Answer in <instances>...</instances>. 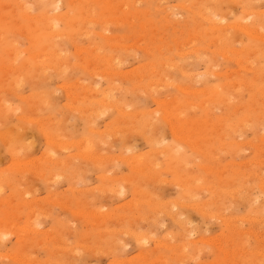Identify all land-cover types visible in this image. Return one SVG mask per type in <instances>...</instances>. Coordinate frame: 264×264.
<instances>
[{"label": "rangeland", "instance_id": "1", "mask_svg": "<svg viewBox=\"0 0 264 264\" xmlns=\"http://www.w3.org/2000/svg\"><path fill=\"white\" fill-rule=\"evenodd\" d=\"M263 38L264 0H0V264H264Z\"/></svg>", "mask_w": 264, "mask_h": 264}, {"label": "bare ground", "instance_id": "2", "mask_svg": "<svg viewBox=\"0 0 264 264\" xmlns=\"http://www.w3.org/2000/svg\"><path fill=\"white\" fill-rule=\"evenodd\" d=\"M247 2V1H246ZM84 4V3H83ZM247 5V4H246ZM182 6V5H181ZM183 7V6H182ZM248 7V6H247ZM207 12V11H206ZM246 12V11H245ZM244 12V13H245ZM24 16V15H23ZM250 16V15H249ZM248 16V17H249ZM252 16V15H251ZM25 17V16H24ZM204 17V16H203ZM202 18V17H201ZM212 18V17H211ZM204 19V18H203ZM208 19V18H207ZM88 20H91V19H88ZM209 21H210V19H209ZM216 22V21H215ZM232 25V24H231ZM54 26V25H53ZM214 27V26H213ZM233 27V26H232ZM235 27V26H234ZM54 28V27H53ZM89 28H90V26H89ZM218 28V27H217ZM249 29V28H248ZM250 32V31H249ZM245 33H247V30H246V32ZM254 33V32H253ZM65 34V33H64ZM251 34V32L250 33H248V35H250ZM251 36H253V35H251ZM255 36V35H254ZM258 37V36H257ZM257 39V38H256ZM262 39V38H261ZM264 39V38H263ZM114 45V44H113ZM53 51V50H52ZM51 51V52H52ZM47 52V51H46ZM50 52V53H51ZM56 52V51H55ZM55 55V54H54ZM35 56V55H34ZM59 56V55H58ZM116 59V58H115ZM242 63V62H241ZM61 64H62V62H61ZM240 66V65H239ZM242 66V65H241ZM183 67V66H182ZM15 69V68H14ZM55 70H56V68H55ZM108 72H106V74H107ZM154 82V81H153ZM151 83V82H150ZM176 86V85H175ZM107 98V97H106ZM25 100V99H24ZM100 101V100H99ZM43 102V101H42ZM164 102V101H163ZM117 109V108H116ZM9 110V109H8ZM119 112V111H118ZM124 113V112H123ZM13 131V130H12ZM17 132V131H16ZM15 133V132H14ZM13 133V134H14ZM12 134V135H13ZM23 134V133H22ZM18 135V134H17ZM174 137H175V135H174ZM7 138V137H6ZM150 140V139H149ZM152 140V139H151ZM154 141V140H153ZM50 142V141H49ZM6 144V143H5ZM70 144V143H69ZM154 144V143H153ZM165 151V150H164ZM157 153H158V151H157ZM96 158V157H95ZM262 191V190H261ZM118 193H120V192H118ZM98 214V213H97ZM92 216V215H91ZM21 228V227H20ZM27 231V230H26ZM144 239V238H143ZM136 240V239H135ZM138 241V240H137ZM156 244V243H155ZM256 254V253H255Z\"/></svg>", "mask_w": 264, "mask_h": 264}]
</instances>
